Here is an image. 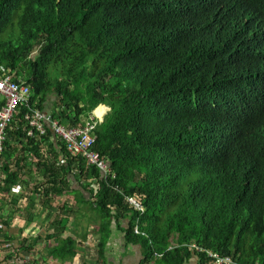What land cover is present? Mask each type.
<instances>
[{
    "label": "trees",
    "instance_id": "obj_1",
    "mask_svg": "<svg viewBox=\"0 0 264 264\" xmlns=\"http://www.w3.org/2000/svg\"><path fill=\"white\" fill-rule=\"evenodd\" d=\"M1 72L26 80L40 111L55 96L51 117L68 127L108 107L94 151L114 177L101 180L50 132L29 138L22 107L6 130L0 206L35 181L34 158L45 221L52 200L73 194L98 223L97 264L123 220L140 264H211L206 251L264 264V0H0ZM70 215L58 207L47 226L57 233L45 237L47 258L61 263L77 255L60 228ZM0 223L5 250L10 221Z\"/></svg>",
    "mask_w": 264,
    "mask_h": 264
},
{
    "label": "built area",
    "instance_id": "obj_2",
    "mask_svg": "<svg viewBox=\"0 0 264 264\" xmlns=\"http://www.w3.org/2000/svg\"><path fill=\"white\" fill-rule=\"evenodd\" d=\"M13 76L14 74L6 75L3 72L0 75V103L2 104L0 109V161L6 130L14 117L18 115L20 108L23 107L27 109L23 118L28 128L27 135L29 138L34 137L35 134L46 136L50 132L54 138L64 145L65 151L70 158L82 159L88 167H95L100 173L101 180L114 177L109 164L102 160L100 155L94 151L96 128L109 112V109L107 108L101 117L93 112L84 121L82 127L73 128L62 125L54 120L49 113L38 110V101L32 102L31 86L22 78L14 80ZM91 187L93 189L97 188L95 183H91ZM125 202L136 212H144L143 206L136 203L133 199L127 197ZM0 231H5L2 224H0ZM134 234H140L137 228L134 229ZM141 235L144 236L143 234ZM9 247V244L5 245V248ZM191 248L199 252L202 251L195 246H191ZM206 255L211 264H237L230 257H224L210 251H206Z\"/></svg>",
    "mask_w": 264,
    "mask_h": 264
},
{
    "label": "crops",
    "instance_id": "obj_3",
    "mask_svg": "<svg viewBox=\"0 0 264 264\" xmlns=\"http://www.w3.org/2000/svg\"><path fill=\"white\" fill-rule=\"evenodd\" d=\"M47 98L48 99L46 100L44 104L43 111L45 113L50 114L56 103V97L51 95ZM55 146L56 144H54V147ZM44 150H45L44 155L51 154V147L48 149L44 146ZM58 151L59 150L56 149V152ZM60 158H62L61 155L58 158V162ZM36 163L37 162L36 160H34V158L28 159V165L29 166L32 165V172L30 173L31 180H35L39 184L41 180L39 176V171L36 172L34 170V166H36ZM67 182H69V185L72 190H77L80 188L77 185V183H83L81 180L79 182L75 180L74 172H72L71 176H68ZM84 195L87 196L86 193ZM11 198L12 199L19 198L21 202L20 194H13ZM58 207H61L62 209L71 210L73 212V215H70V217H68L67 220H66V217L64 218V221H62L60 228L64 227L66 229V232L64 233L63 238L70 236L76 240L77 255L71 262L61 263L58 261H54L51 258H49V260L52 263L54 262L56 264H97L96 263L97 262V251H96V255L92 253L88 254L87 252V247H90V246L96 247L97 241L99 240V236L94 233V229L98 227L97 221H94L93 219L90 218L91 217L90 215H87L86 206L77 205L75 203L73 194H63L62 196L58 197L56 200L51 201V217H50L51 223L54 219L52 218V215L53 214L55 215L57 213ZM40 211L43 212V214L46 213V209H44L43 207H40ZM8 221H10V227L9 228L7 227L8 228L7 236H10L12 238V237H15L14 235L16 234L17 230L15 228L13 218L12 219L8 218ZM45 225L47 224L45 223ZM34 226L36 230H34V233L32 234L34 235L33 238L37 236V233H39V235L41 236V233L44 231H46V235L53 234L54 236H56L55 234H57L53 232L55 231L53 230L54 228H51V230L49 231L48 227L41 228L40 225L36 226V224H34ZM127 226H128L127 220H123L122 223L120 224L121 230H123ZM121 230H117L116 225L114 223L112 224L111 236H110V239L106 247V254H105L106 264H140V262L143 259L142 250L140 246L125 245L126 243L124 240V233ZM27 233H28L27 229L24 228V225L22 224V226L18 230V236L20 235L22 238H26L25 235H27ZM28 238H31V237L27 235V239ZM13 241L14 239L12 238L11 242ZM43 256L47 257V252ZM188 264H197V259L193 257L189 261Z\"/></svg>",
    "mask_w": 264,
    "mask_h": 264
},
{
    "label": "rangeland",
    "instance_id": "obj_4",
    "mask_svg": "<svg viewBox=\"0 0 264 264\" xmlns=\"http://www.w3.org/2000/svg\"><path fill=\"white\" fill-rule=\"evenodd\" d=\"M36 54L37 53H32L30 59H34ZM36 186L37 181H30L21 187V202L18 203L16 207L11 204L10 200H5L0 206V215L7 218L12 217L17 230L14 235L15 237H12L14 241L9 243L10 248L4 250L2 246H0V264H56L54 262L52 263L49 258L43 256L46 254V245L48 244L45 239L46 231L42 232L41 236L37 233L35 238H33L34 235H32L34 230H36L34 224H36V226L40 225L41 228H46L51 222V218L45 221V214L40 211V207L42 206L39 205L38 197L35 195L36 192H34ZM13 192L17 193L18 189L13 188ZM30 202H34L38 206L36 205L32 209H27ZM45 223L47 225H45ZM22 224L28 231L27 235L31 237L27 239V235H25L26 238H24L27 239L28 244L31 246L30 249L27 250L19 248L23 238L20 235L18 236V230ZM87 252L88 254L92 253L96 255V247H87Z\"/></svg>",
    "mask_w": 264,
    "mask_h": 264
},
{
    "label": "clouds",
    "instance_id": "obj_5",
    "mask_svg": "<svg viewBox=\"0 0 264 264\" xmlns=\"http://www.w3.org/2000/svg\"><path fill=\"white\" fill-rule=\"evenodd\" d=\"M34 53H37V52H34ZM100 106H104V105H100ZM104 107H106V106H104ZM106 108H108V107H106ZM108 109H109V108H108ZM96 110H97V109H95V110L93 111V112H95V114H96ZM109 111H110V109H109ZM43 112H44V111H43ZM93 112H92V113H93ZM92 113H91V114H92ZM108 113H109V112H108ZM108 113H107V114H108ZM91 114H89V115H87L85 118H83V123H84V121H86V120L88 119V117H89ZM107 114H106V115H107ZM50 115H51V114H50ZM106 115H105V116H106ZM105 116H104V117H105ZM103 119H104V118H103ZM103 119H102V122H103ZM102 122H101V123H102ZM101 123H100V124H101ZM51 136H52V135H51ZM52 138H53V140H58V139L54 138L53 136H52ZM59 142H60V141H59ZM62 145H63V144H62ZM15 188L18 189V192H17V193H14L13 190H12L11 197L13 196V194H21L20 188H19V187H15ZM36 196H37V195H36ZM11 197H10V198H7L6 201L12 199ZM37 197H38V196H37ZM10 201H11V200H10ZM18 203H20V199H19ZM35 206H36V205H35ZM0 224H1V223H0ZM2 225H3V224H2ZM3 226H4V225H3ZM4 228H5V227H4ZM3 232H4V231H3ZM4 242H5V243H4L5 245L11 243V242H9V241H4ZM5 245H4V247H5ZM9 245H10V244H9ZM9 248H10V247H9ZM5 249H8V248H5Z\"/></svg>",
    "mask_w": 264,
    "mask_h": 264
},
{
    "label": "bare ground",
    "instance_id": "obj_6",
    "mask_svg": "<svg viewBox=\"0 0 264 264\" xmlns=\"http://www.w3.org/2000/svg\"><path fill=\"white\" fill-rule=\"evenodd\" d=\"M106 110L107 109L105 107H99L96 110V115L99 116V117H101L106 112Z\"/></svg>",
    "mask_w": 264,
    "mask_h": 264
}]
</instances>
